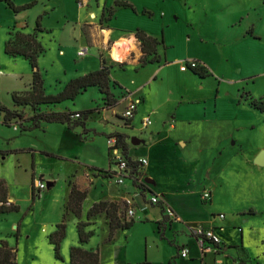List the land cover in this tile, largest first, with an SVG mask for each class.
Listing matches in <instances>:
<instances>
[{
    "label": "rangeland",
    "instance_id": "374dc122",
    "mask_svg": "<svg viewBox=\"0 0 264 264\" xmlns=\"http://www.w3.org/2000/svg\"><path fill=\"white\" fill-rule=\"evenodd\" d=\"M14 1L17 5L34 1L37 4L18 14L0 10V104L11 106L12 94L30 90L27 83L33 78L28 60L6 53L5 43L11 30L31 34L40 20L43 31H38L37 35L44 52L38 65L44 75L47 95L59 93V81L69 82L83 76L85 66L89 71L97 70V56L99 50L102 51L101 57L108 65L120 68L113 72L118 83L133 88L143 86L142 93L147 98V104L140 108L143 116H137L134 130L126 134L129 144L134 137L141 140L139 145H130L134 158L152 160L156 155L160 161L157 175L170 182L176 178L180 186L177 184L170 189L190 193L189 196L170 197L172 209L180 217L183 210L194 217L206 215L213 219L215 214H224L226 219H235L239 224L229 228L230 235L239 246L247 241L248 259L252 264H264V165H258L254 159L260 149L264 151V113L251 105L252 98L264 100V0H131L137 11L130 7L118 8L121 7L116 5L118 0L115 3L114 0ZM110 10H115L112 19L102 20L103 16H109ZM162 16L173 18L169 32L176 33L174 46L168 44L170 60H181L178 65L186 62L198 65L197 60H201L213 76L201 78L187 69H182L187 73L180 74L176 64L166 69V74L159 75L160 64L141 67L135 62L139 59L136 47L122 62L112 58V50L120 39L106 37L109 34L103 32L106 24L111 27L139 24L136 30H144L156 27L155 19ZM251 27L260 42L249 45L244 39H248L245 36H249ZM158 39L162 40L161 34ZM85 46L89 47L88 54L79 56L78 50ZM164 47L165 44L158 46L162 57ZM179 91L187 96L182 105L174 99ZM116 92L118 98L125 94L120 88ZM140 93L136 96L142 99ZM102 106L105 105L98 89L90 88L74 102L60 105L59 109L79 112ZM175 109L181 111V118L191 121L190 124H183L177 134L167 139L173 140L172 143L165 141L150 150V144L159 139L155 137L161 128L172 120ZM24 110L29 116L30 110ZM121 110L122 107L116 109L118 117L122 118ZM147 114H151L152 124L141 132L140 119ZM115 115L111 110L97 111L89 115L86 128L80 125L71 129V133L67 132L68 135L50 129L43 138H37L39 130L20 134L14 127L3 125L0 111V150L8 153L5 157L0 155V178L8 181L15 205L19 207L18 212L0 220V239L17 248L19 264L70 262L69 250L63 251L65 262L56 258L47 235L60 221L69 181L74 174L81 177L89 169H97L103 175L107 171H120L108 142L111 134L124 131L123 121ZM55 126L60 128V125L52 128ZM181 138L187 145L175 147ZM29 143L59 156L44 155L39 150L35 159L32 153L16 152ZM38 179H44L47 187L40 196L35 193L33 198L32 187L36 191ZM102 181L113 191L121 187L116 177L112 180L104 177ZM48 182H56V185L49 189ZM127 183L132 181L128 179ZM205 191H212V201H203L201 195ZM71 220L72 227L69 222L67 224L65 243H71L73 238L77 241V229L74 219ZM146 222L128 233H120L113 245H106L108 228L100 220L96 234L86 247L95 250L100 247L107 264H123L120 255L124 243L129 242L128 253L123 251L132 263L140 259L143 244L146 256V245L150 243L151 257L156 258L152 264H168V255L178 251L170 240L189 230L177 228L167 240L153 244V231L158 232V229ZM237 227H242L244 233Z\"/></svg>",
    "mask_w": 264,
    "mask_h": 264
},
{
    "label": "crops",
    "instance_id": "0c3cea01",
    "mask_svg": "<svg viewBox=\"0 0 264 264\" xmlns=\"http://www.w3.org/2000/svg\"><path fill=\"white\" fill-rule=\"evenodd\" d=\"M124 1H128V2L132 3L131 0H124ZM114 3H115V0H114ZM118 8H123V7H118ZM0 10L1 11H11V12H13L3 2H0ZM102 13H101V15H102ZM172 22H173V18H171V16H162L159 19H157V18L155 19L154 23L156 24V27L144 28V30L147 31L148 34H150V35H152L154 37H157V38H158V36H160V34L164 35L165 47H166V45L168 46V44H170V46L172 47V46H174L173 44L176 41L175 40L176 33L175 32H171V31L169 32V30H171L170 28H171V26L173 24ZM187 24L189 25L188 20H187ZM106 27L107 28H104V30L103 29L102 30H103V32H105V31L108 32L109 34H106L107 36L105 34L102 35V36H104V38L106 36L107 38L114 37L116 39L117 38L118 39H126L128 41H131L132 44L134 45V47H136V51H138L139 59H140V57L142 56L141 45H140V42L136 39L135 33H134L136 31V28L139 27V24H136L134 26L128 25L127 27L126 26L111 27L110 25L106 24ZM251 29H252V27H251ZM248 35L251 36V37L249 38V36H245L248 39H244V41L248 42L249 45L251 43L260 42L259 39L255 38L257 36L256 33H254V32H253V34H249L248 33ZM9 37H10V35L8 33V39H9ZM168 39H170L169 42H168ZM170 46L166 47L165 52L163 54V61L162 62L149 64L147 66L154 65V64H160L159 69H158L157 72H159V75L160 74L164 75V74L167 73V72H165L166 69H171V68L174 67V64H176L177 65L176 67L178 69V71H177L178 73H180V74L187 73L188 71L184 72L181 69L183 64L178 65L181 60H176V59L175 60H172V59L170 60L169 54H168V50L170 49ZM85 47H87V46H85ZM82 48H84V47H82ZM79 50H78V52H79ZM61 52H63V51H61ZM100 52H102V51L99 50V53H98V56H97L98 61H99V64H97V66H99V67H97L98 69L101 68V65H102V62H101L102 57H101ZM165 56H166V58H165ZM139 59L135 60V62L139 63ZM165 59H166V61H165ZM199 61L203 64V66H205L207 68V65H206L205 62H203L201 60H199ZM139 65H140V63H139ZM161 65H163V67ZM85 68H86V70H84L83 75H85V74H87V73H89L91 71H94V70H90L89 71L86 66H85ZM118 69H120V68L119 67H113L112 68L111 76H112V79L114 81L115 80L117 81V79L114 77L113 72L118 70ZM212 76H213V74H212ZM157 77L158 76H156L155 79H157ZM32 79L29 80V83H27V85L30 86V87H31ZM59 83H60V87H59V92H60V91L63 90V88L65 87V85L68 82L59 81ZM91 88L98 89V87H91ZM118 88H120V90H123L124 93H125L124 95H122L121 98H118V95H117V92H116V90ZM142 89H143V86H140V87H137V88H135V87L133 88L132 86H129V85H126V84H125V86L120 84V85H118L116 87H112L113 93L115 95H117V98H118L117 105L115 107H108V106L107 107H103L102 106V108H101V110H99V112L106 111V110H108V111L111 110L112 113L116 114L115 116L119 120L123 121L121 119V117H118L117 114H119V113H118V111H116V109L118 107H122V110H121V112H122L126 108V106L128 104V101L130 99H139V100H141V103H140V105L138 107V110L136 112V114H137L136 117L134 116L130 126L126 127L124 125V127H123L124 128L123 132H125V134H126V132L128 134H130V131L134 130L133 127H135L137 116L138 115L143 116V115H141V112H140L141 106L142 105L145 106L147 104V98L145 97L144 93H142ZM88 91H85L84 93H86ZM98 91H99V89H98ZM139 92H141L140 95L143 97L142 99H141L140 96H136L137 94H139ZM84 93L80 94L78 96V98L80 96L84 95ZM99 93H100V91H99ZM119 93H122V92H119ZM175 95L176 96L174 97V99H176V101L179 104L182 105L186 101L187 96L184 95L181 91L175 93ZM100 96L102 97V102H104L103 94L100 93ZM169 100H172V99H169ZM66 102H74V101H65L63 103H66ZM12 103H11V106H12ZM63 103L58 104V105H54V106H50V107L53 110H55V111H63V110L59 109V106L62 105ZM178 108H180V107H178ZM151 111H153V110H151ZM181 116H182L181 115V111L179 112L178 109L177 110L175 109L174 115L172 117V120L168 121L165 124V126L163 128H161V130L159 131V133L155 137V138H159V139H157V141L152 142L150 144V150L153 151L155 147H157L158 145H161L163 142L167 141V139L172 138L171 136H174L175 134H177L178 130L181 128V126L183 124H186V123L190 124L191 121L183 119V118H181ZM145 117H150L151 118V114H147V115H145L144 117H142L140 119V124L142 126L141 127V132H143L145 129L149 128V126L147 128H144L143 125H142V121H143V119ZM122 123L124 124V122H122ZM50 125H52V126H50ZM53 125H60V126H58L60 128H57L56 126H55V128H52ZM65 127H66V124H62V123H47L45 127L42 126L41 128L35 129V130H39L40 131V134L39 133L36 134V137L37 138H43L44 137L43 135H45V133H48L50 129H52V130L57 129L58 131H62V132L66 133L68 135V133H71V129L68 128V127H67L68 128L67 129ZM167 127H169V130H167ZM14 128L17 131H19L18 127H14ZM85 128H86V126H85ZM35 130L26 131V132H20L19 131V132H20V134H25V133L34 132ZM123 132H121V133H123ZM151 134L154 136V132H151ZM178 137H179V135H178ZM133 139L136 141V143L137 142L138 143L137 144L133 143L132 142ZM46 141L47 140H45V142ZM172 141L173 140H170V142L169 141H167V142L172 143ZM140 142H141L140 139L134 137V138L131 139L130 145L136 146V145H139ZM30 144H32V143H29L28 146H26V147H22L21 149H17L16 152L17 153L20 152V154H21V152H25L27 154H31L32 153L33 156L35 157V159H36V156L39 153V150L44 155L47 154V155L52 156V157L53 156H59L55 152L53 153L52 151H47L46 149L45 150L37 149V147L36 148L32 147ZM180 144L183 145V146H186L187 142L183 141V139L181 138L180 142L175 143L174 145H175V147H178ZM130 145H129V150H128L129 156L132 157L135 160H139V158H134L132 156V151L130 149ZM261 151H262V149H260L258 151V153L255 154L256 156L254 155L255 156L254 159L257 158V156L259 155V153ZM5 156H8V153L6 155H3V157H5ZM140 159H147V158H140ZM147 161H148L147 165L140 167V169H141L140 180L144 181L146 183V185H147V189L148 190L150 189L151 191H148V190L144 191L143 196L139 199V202H138V203H140V205H146L147 209L145 211H142L141 209H138L137 210V214H136V218L134 219L135 220L134 225L131 228H128V229H119V230H117L116 233H115L114 239L111 240L110 242H108V238H109V235H110V219H109L107 213L106 212L101 213V214H99V215H97V216H95V217H93L92 219L89 220V218H88L89 211L91 210V208L96 203H99L101 201L119 203L121 205V207L124 209L125 208V201L135 191H140V188L137 187V185H135L134 182H132L131 184H128L126 182L125 184L121 185V187L118 186L117 188H114V191H113L110 186L105 185V183H106L105 181H102L103 178L107 177V176H105V174L103 175V172L102 173L99 172V171L97 172L96 171L97 169H93V170L89 169L81 177L76 176V174H74L72 176V179L70 181L76 183L82 189H88L89 193H88L87 198L83 202V211H82V217L81 218H78L72 212H67L66 205H67V203L69 201V197H70V193H71V186H70V181H69V190H68V193L66 195V198L64 199L65 200L64 204L62 205L63 207H62L61 218L58 219L60 221H57L55 230L51 231V233L56 231L57 225L62 222L65 214H67V224L69 222L70 226L72 225L71 224L72 223L71 219L72 218L74 219V223H75V226H76V229H77L76 231H77V235H78L77 236V241H76L75 238H73L71 243L70 242H66L65 243L66 237L64 238V240L62 241V244H61V253H62V256L64 258H66V256L63 255V251L64 252H68V250H69V252H71L72 247H75V246H80V247H82V248H84L86 250H95L94 248L89 249V248L86 247L87 244L89 242H91V239L87 243H81L80 242L79 233H78V227H77L79 221L91 222V225L87 228V230L95 229L96 225L99 223V221L100 220L103 221L106 224V226L108 228V233H109L108 237L105 240V244L106 245H113L120 233H124V232L128 233L129 231L133 230L137 225H142L143 221L144 222L147 221L146 223L153 224V226L157 227V229H158V232L157 231H153V234H154L153 235V239H155L153 244H155L156 242H158L160 240H167L169 235H172V234L176 233V229L177 228L178 229L183 228V229L189 230V232H183V234H180V235L177 234L175 237L173 236L174 239L170 240L171 244L176 246L178 251H177V253L173 252V253H170V255H168V260H169L168 264H240L241 262H246L248 264H252L251 260L248 259V258H250V252H249V250L247 249V246H246V244H248L247 241L246 242L243 241L242 246H239V244H237L234 241L233 237L230 235V233L228 231L229 228H234L236 225L239 224V223H237V221L235 219H232V220L226 219V215H225V218H221L220 217L221 214H219V215L215 214L213 219L208 218L206 215H199L198 216L199 218H198V217H194L193 215L186 214L185 212H183V210H182L183 215H181V217H180L177 214V212L175 211L174 208H173V210L177 214L178 218L177 219L170 218L168 216L167 212L164 210V207H166V206H169L171 208L173 207L172 204H171L170 197L175 196L176 194L177 195H181V196H189L190 193H188L187 191H179V192H177L176 191L177 189H170L173 186H176L177 184H178L177 186H180L179 183L177 182L176 178H175L174 182H170V180L169 181L168 180L167 181L166 180H162L157 175L156 171L158 170V167L160 166V164H159L160 161L156 157V155L153 156L152 160H148L147 159ZM185 163H187V162L185 161ZM99 173H101V174H99ZM40 177L44 178V175L41 174ZM112 178L113 177H110L111 180H112ZM0 179H3V180L6 181L7 186H8V200H9L10 203L15 204L16 201H15V198L13 197V195L10 192V186L8 184V181L5 178H0ZM35 179H36V177H35ZM55 185H56V182H53V186H55ZM147 194H150L151 196H152V194H160L162 196V198H163V201H164L163 204L160 205V206L148 205L147 201H148V199H150L151 196L149 197V195H147ZM32 195H33V198H34V189H33V187H32ZM201 197H202V195H201ZM212 200H213V193H212ZM125 210L126 209H124V212H125ZM70 226H69V228H70ZM208 228H213L216 231V233L220 236V238H221V245L219 246L220 247V251H215V250L204 251L203 248L200 246V239L196 235L195 231L198 230V229H208ZM237 228L241 229V232L244 233V229L242 227H237ZM44 230L48 231L49 229L48 228H44ZM68 230L69 229H67V235H68ZM95 232H96V229H95ZM155 235H157V236H155ZM48 236L49 235H47L48 244L51 245L54 248V245H52L50 243V241L48 239ZM64 243H65V246H64ZM249 243H250V240H249ZM255 244H256V242H255ZM146 246H147V248H146V256L144 254V244H143L142 255H141L140 259L135 261L134 263H132L130 261V257L128 256V254H126V253H128L129 242L127 241L126 243H124L123 250L125 249L127 252L125 254H124L123 250L121 252L120 259H121L122 263L123 264H152V261L155 260L156 258L155 257H153V258L151 257V244L148 243V245H146ZM235 246H237V247H235ZM184 247L188 248V250H189V253H188L187 257H182L181 254H180V250L182 248H184ZM245 249L247 250V252H246ZM97 250L100 251L101 264H107V263L104 262V259H103V251L100 250V247H98ZM233 254H234V256L236 255L237 257H233L232 256ZM163 256H165V255L163 254ZM144 259H146V260L143 261Z\"/></svg>",
    "mask_w": 264,
    "mask_h": 264
},
{
    "label": "trees",
    "instance_id": "16d2710c",
    "mask_svg": "<svg viewBox=\"0 0 264 264\" xmlns=\"http://www.w3.org/2000/svg\"><path fill=\"white\" fill-rule=\"evenodd\" d=\"M15 14L26 11L34 7L37 2H30L24 5H17L14 0H0ZM117 6L130 7L134 11L136 7L128 1H116ZM108 17H102V20L109 22L112 19L115 10L109 11ZM146 13V10H144ZM9 32V39L5 43V50L8 55L22 56L29 61L33 69V79L30 90L24 92H14L12 94V106H6L0 104V111L3 114V125L6 127H19L20 132L33 131L41 128L47 123H62L67 124L70 129L77 128L82 125L86 126V121L89 119V115L101 110L100 108L88 109L85 111L74 112L70 109L63 111H55L50 106L61 104L65 101H75L80 94L88 91L91 87H98L100 93L104 96V107H115L118 103L115 94L112 91V87L120 85L116 80L112 79V65H108L105 59H101V68L91 71L83 76L76 77L69 81L62 91L56 95H47L45 92V79L41 72L38 59L44 52L43 45L38 41V31H43L40 20H37L35 31L31 34L23 32ZM136 39L140 42L142 56L139 59L141 67H146L149 64L160 63L163 61V57L158 52V46L164 44V35L162 40L154 37L143 29L138 28L135 32ZM249 34H253V30L250 29ZM259 39L257 36L255 37ZM166 58V56H165ZM166 61V59H165ZM167 63V62H166ZM200 63L196 66H192V62H186L183 65L189 67L195 75L201 78H207L212 76V73ZM122 66V65H121ZM123 69L125 70V63H123ZM252 107L260 110L264 113V100L252 98ZM30 110V115H26L25 110ZM77 113L81 114L80 118H73ZM124 125L130 126L131 120L121 118ZM118 136L124 152L127 156L129 150L128 135L121 132H116L110 135ZM0 155H6L5 151L0 150ZM130 159H133L130 157ZM107 177H113V173L107 171L104 173ZM139 175H141V169H139ZM35 179V176H34ZM71 193L69 201L66 205L67 212L74 213L78 218L82 217L83 202L87 198L89 190L80 188L76 183L70 181ZM144 188L146 187L143 185ZM141 186V187H143ZM148 190V189H146ZM148 191H151L150 189ZM35 197V193H34ZM126 209V208H124ZM124 209L119 203L101 201L96 203L88 213L89 220L93 217L106 212L110 219V235L108 242L114 239L115 233L119 229H128L134 225V219H127ZM19 207L8 200V186L5 180L0 179V220L7 214L18 212ZM91 225V222H78V233L81 243H87L96 234L95 229L87 230ZM67 235V214L61 223L57 225L55 232L48 236V239L52 245H54L55 256L58 260L65 262L61 253V244ZM237 247V246H235ZM17 248L10 246L7 240H0V264H19L17 259ZM68 264H101L100 251L99 250H86L80 246L72 247L70 252V262Z\"/></svg>",
    "mask_w": 264,
    "mask_h": 264
},
{
    "label": "built area",
    "instance_id": "2783aa9c",
    "mask_svg": "<svg viewBox=\"0 0 264 264\" xmlns=\"http://www.w3.org/2000/svg\"><path fill=\"white\" fill-rule=\"evenodd\" d=\"M89 52V47H84L79 50L78 55L79 56H86ZM197 64L195 62H192V66H196ZM181 69L185 71V69H189L187 65H182ZM141 103V100L139 99H130L128 101V104L126 108L123 111V117L126 120H133L134 116L136 115V112L138 110V107ZM81 114L77 113L73 116V118H80ZM152 124V120L150 117H145L142 121V125L144 128H147ZM110 150L112 154L113 160L116 161L119 167V172H112L113 177H116V182L119 185H123L127 182L128 179H130L132 182H134L137 187L140 188V191H135L126 201H125V216L127 219H135L137 210L141 209L142 211H145L147 209L146 205H140L139 199L143 196L144 191L147 189V185L144 181L140 180L139 169L141 166L147 165L148 161L147 159H130V156H127L124 152V149L122 147V144L120 142V139L118 136H111L108 139ZM145 185L146 187L144 188ZM143 186V187H141ZM37 189L34 193L37 194V196H40L42 190L46 189V183L43 179H38L37 184L35 185ZM203 201H212V192L211 191H205L202 194ZM163 198L160 194H152L150 199H148L147 204L148 205H155L160 206L163 204ZM164 210L167 212L168 216L173 219H177L178 216L174 212V210L166 206L164 207ZM221 218H225L224 214L220 215ZM196 235L200 239V246L203 248L204 251H220V245H221V238L216 233V231L213 228L208 229H198L195 231ZM189 253L188 248L184 247L180 250V254L182 257H187Z\"/></svg>",
    "mask_w": 264,
    "mask_h": 264
},
{
    "label": "bare ground",
    "instance_id": "6f19581e",
    "mask_svg": "<svg viewBox=\"0 0 264 264\" xmlns=\"http://www.w3.org/2000/svg\"><path fill=\"white\" fill-rule=\"evenodd\" d=\"M91 17H95L94 13L91 14ZM132 49H134V46L131 41L120 39L112 50V58L116 61H124L128 52Z\"/></svg>",
    "mask_w": 264,
    "mask_h": 264
},
{
    "label": "water",
    "instance_id": "95a60500",
    "mask_svg": "<svg viewBox=\"0 0 264 264\" xmlns=\"http://www.w3.org/2000/svg\"><path fill=\"white\" fill-rule=\"evenodd\" d=\"M133 143L137 144L136 141L133 139L132 140ZM255 162L258 164V165H264V151H262L258 156L257 158L255 159ZM147 181V180H146ZM148 182V181H147ZM149 183V182H148ZM53 186V182H48V188L50 189L51 187ZM240 264H248L246 262H241Z\"/></svg>",
    "mask_w": 264,
    "mask_h": 264
}]
</instances>
